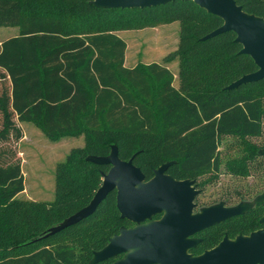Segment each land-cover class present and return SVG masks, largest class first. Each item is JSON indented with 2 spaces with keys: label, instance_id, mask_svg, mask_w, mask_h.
I'll list each match as a JSON object with an SVG mask.
<instances>
[{
  "label": "trees",
  "instance_id": "1",
  "mask_svg": "<svg viewBox=\"0 0 264 264\" xmlns=\"http://www.w3.org/2000/svg\"><path fill=\"white\" fill-rule=\"evenodd\" d=\"M235 1L264 19V0ZM174 22L178 46L164 64L126 66L118 31ZM223 23L193 1L107 9L91 0H0V28L19 30L0 44V264H93L122 229L136 226L121 218L113 191L91 215L56 230L90 205L111 169L89 157H108L113 148L121 160L133 159L146 182L171 163L169 176L199 190L197 213L255 202L202 232L190 254L264 230V79L227 89L258 67L233 32L203 40ZM175 60L178 87L166 65ZM24 123L39 125L51 141L84 137L57 166L52 202L19 198ZM225 138L239 145L227 151L234 179L218 187Z\"/></svg>",
  "mask_w": 264,
  "mask_h": 264
},
{
  "label": "water",
  "instance_id": "2",
  "mask_svg": "<svg viewBox=\"0 0 264 264\" xmlns=\"http://www.w3.org/2000/svg\"><path fill=\"white\" fill-rule=\"evenodd\" d=\"M99 8L134 9L151 8L175 1H193L208 13L223 20V25L203 40L233 32L235 42L242 45L241 54L250 56L258 71L245 75L227 87L236 89L241 85L264 79V19L246 13L235 0H91ZM98 165L111 169L103 176V184L90 205L71 217L56 230L69 226L91 215L113 191H117V209L122 219L137 226L122 229L100 252L95 253L93 264L124 256L114 264H264V230L239 235L231 240L225 237L215 248L200 256L189 251L196 247L195 235L242 215L248 204L236 207L216 205L195 213L198 194L194 181H178L167 174L171 163L155 171L146 182L145 175L135 166L133 159L123 161L113 148L108 157H89ZM264 201V193L259 197ZM162 215L158 221L155 216ZM264 224V217L261 221Z\"/></svg>",
  "mask_w": 264,
  "mask_h": 264
},
{
  "label": "rangeland",
  "instance_id": "3",
  "mask_svg": "<svg viewBox=\"0 0 264 264\" xmlns=\"http://www.w3.org/2000/svg\"><path fill=\"white\" fill-rule=\"evenodd\" d=\"M18 31L16 27L0 28V44L17 36ZM179 31V22L118 31L117 35L127 43L126 66L132 68L151 63L164 64V59L175 51L178 46ZM166 65L175 75L174 84L178 87V60L169 62ZM21 126L26 136L25 140L19 144L25 192L19 195V198L52 202L55 199L57 166L66 160L72 149L84 146V137H66L58 141H51L45 136L39 125L24 123ZM237 145H239V140L236 138H225L223 140L221 147L223 174L219 178L220 182H217L218 187L220 183L227 184L234 179L230 174H227L226 168L228 160L233 157L234 153L227 151ZM205 178L207 176H204ZM248 181H251V178ZM210 188L211 186L207 187V189ZM254 204L255 202H251L248 205L254 206Z\"/></svg>",
  "mask_w": 264,
  "mask_h": 264
},
{
  "label": "flooded vegetation",
  "instance_id": "4",
  "mask_svg": "<svg viewBox=\"0 0 264 264\" xmlns=\"http://www.w3.org/2000/svg\"><path fill=\"white\" fill-rule=\"evenodd\" d=\"M196 190H197V189H196ZM197 191H198V193H199V190H197ZM197 195H198V194H197ZM196 197H197V196H196ZM195 199H196V198H195ZM194 203H195V201H194ZM195 213H197V212H196V204H195ZM157 217H159V218H157ZM161 218H162V215L155 216V217L153 218V221H158V220H160ZM222 223H223V222H222ZM220 224H221V223H220ZM135 225H136V224H135ZM218 225H219V224H218ZM136 226H137V225H136ZM136 226H135V227H136ZM215 226H216V225H215ZM213 227H214V226H213ZM211 228H212V227H211ZM209 229H210V228H209ZM203 232H204V231H203ZM200 234H201V233H199L198 235H195V236H194V238H195L196 240H198V241L200 240V239L198 238V236H199ZM229 239H230V238H229ZM231 240H232V239H231ZM222 241H223V240H222ZM222 241H221V242H222ZM221 242H220V243H221ZM220 243H219V244H220ZM198 244H199V242H198ZM198 244H197V245H198ZM194 248H195V247H194ZM192 249H193V248H192ZM192 249H191V250H192ZM191 250H190V251H191ZM190 251H189V253H190ZM191 255H192V254H191ZM193 256H194V255H193ZM121 257H124V256H121Z\"/></svg>",
  "mask_w": 264,
  "mask_h": 264
},
{
  "label": "crops",
  "instance_id": "5",
  "mask_svg": "<svg viewBox=\"0 0 264 264\" xmlns=\"http://www.w3.org/2000/svg\"><path fill=\"white\" fill-rule=\"evenodd\" d=\"M25 138H26V136H25V133H24V139H23V140H25ZM23 140H22V141H23ZM22 141H21V142H22Z\"/></svg>",
  "mask_w": 264,
  "mask_h": 264
}]
</instances>
